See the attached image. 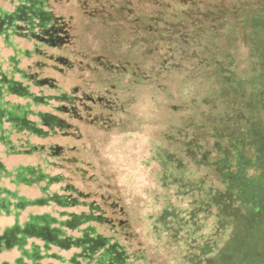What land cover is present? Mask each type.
Instances as JSON below:
<instances>
[{"label":"rangeland","instance_id":"rangeland-1","mask_svg":"<svg viewBox=\"0 0 264 264\" xmlns=\"http://www.w3.org/2000/svg\"><path fill=\"white\" fill-rule=\"evenodd\" d=\"M46 2L62 27L60 42L21 36L40 33L23 21L0 33V67L31 83L43 99L36 104L9 93L3 99L29 101L37 125L42 111L59 115L64 127L43 126L51 134L40 137L5 122L11 143L0 140V162L12 173L34 165L59 181L47 191L44 181L0 182L29 199L63 194L72 185L110 217L96 224L99 231H118L128 252L143 254L149 264L234 263L223 260L236 236L264 260V142L257 148L264 129V49L257 47L251 19L246 26L240 20L247 13L227 16L219 26L190 8L191 18L179 14L157 23L148 18L152 6L137 0ZM18 4L0 0L9 12ZM17 68L49 84L40 88L15 74ZM220 68L232 75L222 76ZM60 94L102 103L61 111ZM226 134L235 137L233 145L226 146ZM30 145L37 150L17 151ZM225 157L230 162H221ZM238 191L244 200L232 202ZM57 209L54 203L30 206L21 219ZM14 222L13 215H1L0 231ZM14 255L4 252L0 259Z\"/></svg>","mask_w":264,"mask_h":264},{"label":"trees","instance_id":"trees-1","mask_svg":"<svg viewBox=\"0 0 264 264\" xmlns=\"http://www.w3.org/2000/svg\"><path fill=\"white\" fill-rule=\"evenodd\" d=\"M17 9L13 12L5 11L0 8V33L6 35L7 29L21 28L17 22L23 21L31 28L43 27L42 23L47 22L50 13L45 9L46 0H18ZM129 1V0H122ZM152 6L149 21L157 23L163 22L169 18H178L179 14L183 17L191 18L190 8L200 10V15L205 19L209 18L215 23L222 24V20H227V16L240 15V10L247 13L241 16L240 20L243 26H246L247 19L253 27V32L259 36L257 38V47L259 50L264 49V0H137ZM174 9H180L174 11ZM43 11V12H42ZM46 20V21H44ZM23 27V26H22ZM21 36L37 39L42 38L40 34L49 35L47 33H18ZM248 39L250 35L247 33ZM50 36V35H49ZM7 38V36H5ZM263 39V40H262ZM52 44V40L48 41ZM58 43V41H54ZM257 47L256 50H257ZM14 59V56H12ZM220 60V59H218ZM20 73L23 78H27L28 82L43 88L44 84H49L47 80L38 77L36 74L26 73L23 69H16L15 74ZM222 76L232 75L230 71L222 70ZM34 75V76H32ZM15 75H9L0 67V140L10 142V135L5 133L4 123L8 122L12 125V129L18 133L29 132L31 134L45 137L50 135L48 130H44L43 126L50 129L64 127L63 119L53 113L39 112L41 116V125H37L36 121L29 118L32 109L29 108V101L26 104L13 103L11 100H4L5 93L15 94L22 98L31 99L33 103H40L43 96L36 95L30 90L31 83L24 84L21 79L14 78ZM61 111L70 108L68 99L70 94L56 95ZM256 131V128H253ZM57 131V130H56ZM53 131V132H56ZM11 133V132H10ZM228 144L233 145L232 140L235 137L225 135ZM261 143L257 148L263 146L264 129L260 131ZM22 140V139H21ZM27 142H30L27 140ZM26 145V144H25ZM218 148L222 145L217 141L213 144ZM25 147V146H24ZM17 149L18 152H33L38 146L30 145L26 148ZM57 149V150H56ZM61 148H53V152L59 153ZM249 157H247L248 159ZM230 162V157H225L221 162ZM221 163L219 164V166ZM228 166V165H226ZM229 171V169H228ZM8 171L0 162V181L4 177H8L10 182L19 186H30L39 182H46L43 190L47 191L49 186L54 182H58L57 176H51L49 173L41 170L37 166H21L14 173ZM230 173L233 170L230 169ZM229 185V184H227ZM66 193L57 191L45 197L29 199L19 194L18 188L12 189L0 182V216L13 215L15 222L7 225L0 231V256L6 252H15L13 259H0V264H149L146 257L129 253L126 245L120 242L118 231L112 235H105L99 231L96 224L108 223L110 217L94 202L83 201V194L75 189L72 185L66 188ZM87 198V197H86ZM244 198L239 194H235L232 202L243 201ZM56 204L62 209L55 212L44 211L42 213H34L30 211L25 219H21L22 213L30 206H41ZM78 205H86L89 211H70L69 208ZM232 211L234 209L228 205ZM237 208V206H235ZM122 224H125L122 222ZM243 239L239 236L234 238V245L228 247L227 257L223 262L234 261L230 264H264V260L254 257L253 246H247ZM63 252L69 253L65 255ZM224 254H221V257Z\"/></svg>","mask_w":264,"mask_h":264},{"label":"flooded vegetation","instance_id":"flooded-vegetation-1","mask_svg":"<svg viewBox=\"0 0 264 264\" xmlns=\"http://www.w3.org/2000/svg\"><path fill=\"white\" fill-rule=\"evenodd\" d=\"M131 8L128 9V11H130ZM43 12V11H42ZM44 14H48L50 18H47V22H43L42 25L43 27L40 29V33H47L49 35H45V37H43V40H52L53 43H56L54 41H58L60 42L61 41V37H62V27L59 26V23L53 19V16H52V13H43ZM46 21V20H44ZM42 35L44 34H41V37ZM69 43L71 41L68 40ZM69 103H70V108L67 109V110H70L73 111V112H76V113H79V110L83 107H87V101H91L93 103H102V98H100V100H95L94 98H92V96H79V95H76V94H73V95H70V98L68 99Z\"/></svg>","mask_w":264,"mask_h":264}]
</instances>
